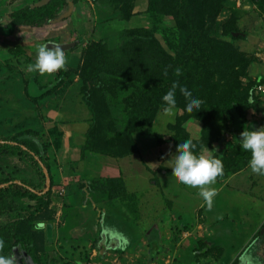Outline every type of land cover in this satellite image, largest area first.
I'll return each mask as SVG.
<instances>
[{
	"label": "rangeland",
	"instance_id": "rangeland-1",
	"mask_svg": "<svg viewBox=\"0 0 264 264\" xmlns=\"http://www.w3.org/2000/svg\"><path fill=\"white\" fill-rule=\"evenodd\" d=\"M50 2L0 0V141L7 136L32 141L27 144L48 163L50 175L48 209L40 211L24 227L16 245L0 255L14 256L16 264H264V175L249 168L250 151L239 171L205 186L217 193L209 208L200 188L179 182L170 167L171 157L178 151L175 142L183 131L199 142L207 141L202 122L180 105H176L174 116L168 117L164 104L150 127L152 134L133 136L137 152L125 155L122 141L118 143L122 136L117 135L121 134V88L125 84L122 87L120 81L113 99L105 95L97 101V97L87 96L100 87L95 78L105 72L102 65L94 69L97 73L91 71L94 62L89 64V73H81L93 44L104 40L111 47L118 46L122 29L145 28L174 57L179 51L164 40L175 30L173 17L162 15L152 0H60L46 8L43 24L23 23L27 8ZM123 4L131 7L130 16L125 15L127 9L121 11ZM212 7L216 11L206 20L210 27L203 38V54L219 58L224 64L218 66L227 74L234 72L233 78L225 81H236L253 101L248 100L243 115L231 106V114L228 110L212 119L220 129V138L210 142V147L202 145L198 155L223 163L235 152L230 151L233 146L240 147L244 129L264 126V94L255 90L256 84L264 82V0H216ZM155 16L162 17L156 21ZM42 44L63 47L69 71L66 76L60 75L61 71L44 75L28 71ZM173 59L177 61V57ZM226 61L231 66L226 68ZM167 70L172 80L186 75L177 77L173 67ZM218 77L214 74L213 78ZM58 78L67 81L59 83ZM29 87L46 95L39 96L35 104ZM53 88L58 89L48 95ZM99 106L102 113L107 108L109 116L96 114ZM94 127L102 131L103 141L107 139L116 147L107 149V155L92 151L90 131ZM98 147L99 143L94 149ZM0 164L16 178L34 184L40 181L29 160L1 157ZM116 179L122 184L107 181ZM67 207H80L81 214L71 220L64 209L59 215V209ZM88 218L90 229H80ZM11 219L0 216V223ZM69 221L76 226L68 230ZM205 245L206 254L201 250Z\"/></svg>",
	"mask_w": 264,
	"mask_h": 264
},
{
	"label": "trees",
	"instance_id": "trees-1",
	"mask_svg": "<svg viewBox=\"0 0 264 264\" xmlns=\"http://www.w3.org/2000/svg\"><path fill=\"white\" fill-rule=\"evenodd\" d=\"M50 1V4L39 8H27V13L24 14V18L22 19L23 23L28 26L43 24L47 17L46 8L50 5L54 7L60 0ZM152 2L156 4L157 8L159 7L158 11L162 13V15L167 13L173 17L175 30L169 31L168 34L164 36V40L169 47L179 52L174 57L170 56L162 48L157 39L152 36L151 31L145 28L122 29L121 38L119 39L121 44H118V46L111 47L108 42L100 40L97 44H93L86 52L81 73L83 72L85 75L89 73V64L93 65L94 62H96V64H94L91 71H95L94 69L97 65H102L105 70L104 73L99 74L97 78H95L98 80V82L95 80V83L100 84V87L97 90L95 88L93 93H87V96L97 97V101H99V97L102 98V96L105 95L113 99L116 96L114 93H117L114 89L120 81L122 87L124 86L123 84H125L124 88H121V100L123 99V105L121 106L123 108V113H121L122 126L120 132L122 135H119V133L117 135L120 137L122 136V138H118V143L122 141L123 146H121V150L124 151L125 155H128L131 152H137V150H133V136L152 134L150 127L160 107L165 104L162 100L163 95L169 91L173 82L179 81L180 86L188 87L193 91L195 96L204 101L201 110L191 113L196 119L202 122L207 141L199 142L183 131V134L175 143L178 145L185 140L191 139L195 144L193 151L198 154V150L202 145L210 147L213 140L220 138V129L214 125L212 119L220 113L228 112L231 106L235 107L239 115H243V109L248 108L250 105L248 103L249 92L246 91V94L241 92L236 81L230 84L227 83L225 78H233L234 72H228L227 74L225 72L226 70L219 68L220 66L218 65L224 64L219 61V58L215 60L210 56L206 58L201 49L203 38L206 37L207 30L210 27L206 20H208V16L211 12L216 11V9L212 7V3L216 2V0H152ZM130 8L131 7L127 8L123 4V6H121V11H126L127 9L125 15L130 16ZM43 9H45L44 12L41 11ZM122 15L124 14L122 13ZM52 17L53 16H51V18ZM160 18L156 17V21ZM215 46L216 44L214 43L213 47ZM175 57H177V61L173 59ZM237 57L238 56L230 58L229 62H235ZM171 62L175 64H171ZM225 65L226 68L227 66H231L227 61ZM110 66L112 68H109ZM167 67H173L175 70L180 68L182 74L185 73L186 75L172 80ZM60 71V75L65 76L69 72L65 70ZM165 71H167V76L164 75ZM214 74H217V76L219 75L218 79L213 78ZM109 77L113 78L109 79ZM65 81H67L65 78L62 80L58 78L59 83H64ZM222 81H224V87L219 88V84L221 85ZM259 85H264V82L256 84L255 90ZM107 88L109 92H107ZM128 88H131V91H125V89ZM57 89L58 88H53L48 90V95L55 93ZM37 91L39 90L32 92L31 87L28 89L30 98L35 104L38 102V98H40L41 95H46V92L38 95ZM123 91L126 92L125 95H123ZM258 92L263 95L260 91ZM176 100L177 105L187 110V99L180 92L179 88H177ZM102 112L103 110L100 106L97 108V111L95 109V113L101 116V118L104 116L107 117L109 114L107 108L105 109V113ZM229 113L231 114L230 110ZM230 114L229 116L232 118ZM110 124H112V122H110ZM54 131H56L55 128H53V132ZM90 132H92L91 138L93 139L92 151L95 154L102 153L107 155L105 153L107 149H114L115 146L113 144L111 145L107 139L104 141L102 140L103 136H100L102 131L97 127H94ZM8 137L10 136L4 138L3 142L0 143V158L16 157L22 160H29L38 172L40 181L38 184H34L16 178L13 173L7 172L5 170L6 167L0 164V185L5 184L0 188V216L12 217L11 220L0 223V240L4 241V247L0 249L2 252L10 251L16 245L25 231L24 227H26L27 224L30 225L34 217L40 211L44 212V210L48 209L50 203V191L44 194L42 193L45 190L46 179L39 161L45 166H48V163L27 144H33L32 141L26 142L24 136ZM98 143L99 147L94 149ZM110 145L111 147H109ZM240 150L239 146H233L231 148L230 151L235 152L229 155L230 158H224L223 175L218 176L217 180L226 178L228 175L239 171L246 165L248 160L247 151L241 152ZM238 153L245 154L241 155ZM227 159L228 161H226ZM107 181L111 182V184L113 182L115 185L117 183L121 185L123 182L120 179ZM22 213H26L27 215L21 216ZM149 248L150 251L153 252L152 248H155V246L151 244ZM156 249L157 254L159 248ZM201 250L204 254L208 253V247L206 245Z\"/></svg>",
	"mask_w": 264,
	"mask_h": 264
},
{
	"label": "clouds",
	"instance_id": "clouds-1",
	"mask_svg": "<svg viewBox=\"0 0 264 264\" xmlns=\"http://www.w3.org/2000/svg\"><path fill=\"white\" fill-rule=\"evenodd\" d=\"M60 70H67V58L63 47L58 44H42L38 47L35 63L29 65L28 71L31 73L53 74ZM177 77L182 75V70L177 68L175 71ZM167 76V71L164 73ZM180 92L187 99L186 109L188 112H198L203 107L204 101L195 96L193 91L186 86H180L179 81H175L169 91L163 95L162 100L165 103L163 112L168 117L174 116V109L177 105L176 92ZM249 103H253L250 99ZM240 147L244 151L251 152V158L248 161L249 168L257 174L264 175V126L244 129L239 137ZM178 151L171 157L170 167L173 174L179 182L200 188V195L211 208L213 199L217 195L216 191L210 187L218 176L223 175V163L220 159L196 154L193 149L195 144L191 139L185 140L177 145ZM213 151H217L213 149ZM4 241L0 240V249H3ZM0 264H16L14 256L0 255Z\"/></svg>",
	"mask_w": 264,
	"mask_h": 264
},
{
	"label": "crops",
	"instance_id": "crops-1",
	"mask_svg": "<svg viewBox=\"0 0 264 264\" xmlns=\"http://www.w3.org/2000/svg\"><path fill=\"white\" fill-rule=\"evenodd\" d=\"M60 202H61V201H60ZM56 206H57V205H56ZM57 207H58V206H57ZM59 207H60V204H59ZM64 209H67L68 213H70L69 218H70L71 220L76 219V218H77V215L81 214V213L79 212V211H80V207H79V208H77V207H76V208L67 207V208H60V209H59V215H60L61 213H63V211H65ZM91 214H92V217H93L94 213L91 212ZM77 221H79V220L77 219ZM86 224H87L86 226H82V227H80V229H85V228L90 229V226H91L92 224H91V220H90V222H89V218H88ZM73 226H76V225L72 224V223L69 221V225H68V228H67V229L69 230L70 228H73ZM74 228H75V230H77L79 233H81L79 227H74ZM77 228H78V229H77Z\"/></svg>",
	"mask_w": 264,
	"mask_h": 264
},
{
	"label": "water",
	"instance_id": "water-1",
	"mask_svg": "<svg viewBox=\"0 0 264 264\" xmlns=\"http://www.w3.org/2000/svg\"><path fill=\"white\" fill-rule=\"evenodd\" d=\"M0 143H2V141H0ZM39 163H40V165H41V167L43 169V172L45 174L46 186H45V190L42 192V193H45L48 190L49 186H50V175H49V172H48L46 166L41 161H39ZM16 182L20 183L19 181H16ZM4 185L5 184L0 185V188L3 187ZM47 234H48L49 237H51L52 231H51V226L50 225L47 226Z\"/></svg>",
	"mask_w": 264,
	"mask_h": 264
},
{
	"label": "built area",
	"instance_id": "built-area-1",
	"mask_svg": "<svg viewBox=\"0 0 264 264\" xmlns=\"http://www.w3.org/2000/svg\"><path fill=\"white\" fill-rule=\"evenodd\" d=\"M257 90L260 91L262 94H264V85H259L257 87Z\"/></svg>",
	"mask_w": 264,
	"mask_h": 264
}]
</instances>
